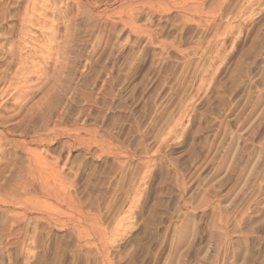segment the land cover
Segmentation results:
<instances>
[{
  "label": "rangeland",
  "instance_id": "rangeland-1",
  "mask_svg": "<svg viewBox=\"0 0 264 264\" xmlns=\"http://www.w3.org/2000/svg\"><path fill=\"white\" fill-rule=\"evenodd\" d=\"M0 140V264H264V0H0Z\"/></svg>",
  "mask_w": 264,
  "mask_h": 264
},
{
  "label": "bare ground",
  "instance_id": "bare-ground-1",
  "mask_svg": "<svg viewBox=\"0 0 264 264\" xmlns=\"http://www.w3.org/2000/svg\"><path fill=\"white\" fill-rule=\"evenodd\" d=\"M31 5H32L33 8L35 7V3H31ZM18 27H21V26H18ZM24 30H25V28H24ZM10 47L11 48H9V50H8V55L10 56V58L7 61L6 65H5V68H4V71H3V72L6 71L8 74L5 72L6 75H4L3 78L4 79L6 78L9 84H13L14 83V80L13 79H17L19 76H21L22 73L20 72V68L17 67V63L19 62V59H20V54H15L14 53V51H13L14 45H10ZM31 66H32V69L29 70V71L27 70V72H26L27 73V76H25V79L26 80H28L30 77H32L35 74V72H36V70L33 69V67H35V65L32 64ZM17 99H19V98H17ZM32 162L33 163H29V166L24 170L25 175L26 176H29L30 178H27L24 182L23 181H19V182L18 181L17 182L14 181L15 184H14V188L13 189H14V192L15 193H18V192H20V193L22 192L23 194L28 193V189L33 185V182L32 181H34L36 179L40 180V184L42 186H44V187L45 186H48V180H47L48 179V176H49L48 170H43V169L41 170V168L39 167V165L42 162V159L40 157H38V156H35L32 159ZM10 192L11 191H8V190L5 189V193H9L10 194ZM6 196H7V194H6ZM23 200H26V199H23V198H20V197L17 196L16 198H14V200L12 202H15L16 204H22Z\"/></svg>",
  "mask_w": 264,
  "mask_h": 264
}]
</instances>
